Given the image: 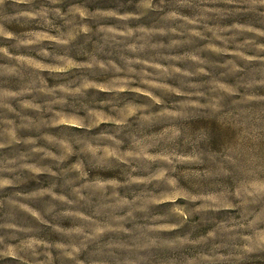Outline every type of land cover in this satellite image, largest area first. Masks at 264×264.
<instances>
[{
    "label": "rangeland",
    "instance_id": "rangeland-1",
    "mask_svg": "<svg viewBox=\"0 0 264 264\" xmlns=\"http://www.w3.org/2000/svg\"><path fill=\"white\" fill-rule=\"evenodd\" d=\"M261 33L250 0L0 3V252L38 241L0 264H264Z\"/></svg>",
    "mask_w": 264,
    "mask_h": 264
},
{
    "label": "clouds",
    "instance_id": "clouds-1",
    "mask_svg": "<svg viewBox=\"0 0 264 264\" xmlns=\"http://www.w3.org/2000/svg\"><path fill=\"white\" fill-rule=\"evenodd\" d=\"M3 2H4V0H0V3H3ZM32 2H33V0H14V3H16V4H30V3H32ZM50 2L53 3V4H56V3H59L60 0H50ZM228 2L231 3L232 0H228ZM181 3H183V0H181ZM250 3H252V4L259 3V4L264 5V0H250ZM141 5H142L143 7H146V8H151V7H152V0H141ZM55 11H56L57 15H60V10H59V9H56ZM47 12H48L47 9H43L40 13H34V12H21L19 15H20V16H23V17H28V18H36L37 16H44V17L46 18V16H47ZM70 12H73V13H79L81 17H84V16L87 15V13H86L84 10L80 9L79 7H75V6L72 7V8H70ZM96 15H98V16H117V13H115V12H98V13H96ZM169 15H170L171 17H175V16H176V13H175V12H172V13H170ZM118 18H119L120 20H129V19H132V18H135V17H134V14H132V13H127V14H124V15H122V16H118ZM46 22H48V21L46 20ZM48 23H50V22H48ZM234 27H235V28H242L243 26L237 24V25H234ZM83 30H84L85 32H87V31H88V28L85 27ZM249 30H252V29H249ZM109 31H114V29H109ZM128 34H131V30H129V33H128ZM198 34H199V33H197V35H198ZM261 34L264 35V33H261ZM6 35H11V33H6ZM32 35H36V34L33 33ZM48 39L56 40V39H58V38H57V37H48ZM28 42L31 43V41H28ZM59 42H61V43H67L66 40H61V41H59ZM45 55H47V53H45ZM59 59L63 60L64 57H59ZM193 59H196V57H193ZM37 66L39 67L40 65H37ZM66 66H67V67H72V66H73V62H72L71 60H68ZM101 67H103V65H101ZM157 67H159V65H157ZM56 70H57V71H64L63 68H58V69H56ZM177 71H179V69H177ZM200 71H203V69H201ZM89 86H90V85H89L88 83H85V84L83 85V87H85V88H87V87H89ZM123 90H124V89H120V91H123ZM75 91H76V92H80V89L77 88ZM136 91H140V90L137 89ZM174 91H175V90H174ZM146 95L151 96V93H146ZM153 99H156V98L153 97ZM157 103H159L158 100H157ZM9 123H11V122H9ZM11 136H12V138L15 140V132H12V133H11ZM3 147H4V145H3V144H0V148H3ZM48 155H51V153H48ZM9 163H12V162L10 161ZM19 167L22 168V169H28V170H30V171H32V172H34V173H40V172H42V171H45V169L38 168V167H36L35 165H33V164H28V163H22V164L19 165ZM10 184H12V181H11V180H8V179H0V187H4V186L10 185ZM237 195H240V193H237ZM248 195L251 196V195H253V193L249 192ZM157 202L159 203V202H163V201H157ZM20 207L26 209L27 211H30V212L32 211L31 209H28L26 205H23V204H22V205H20ZM227 207H231V205H227ZM174 211H176V212H182V210L179 209V208L174 209ZM33 215H35V213H33ZM6 227L14 228L15 225H6ZM173 227H174V226H173ZM260 238H261L262 240H264V234H261V235H260ZM246 239H251V237H247ZM36 243H38V241H35V240L24 241V242H22V244L19 246V248L9 245V246L7 247V250H6V251H4V252H0V255H3V256H10V257H13V258H19V257H18V250H19L20 252H24V251H26V250L32 249L33 246H34Z\"/></svg>",
    "mask_w": 264,
    "mask_h": 264
}]
</instances>
